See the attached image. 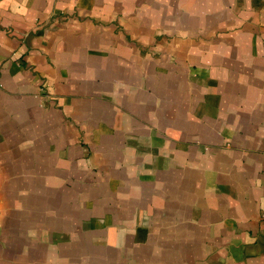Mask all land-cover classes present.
I'll list each match as a JSON object with an SVG mask.
<instances>
[{
    "label": "crops",
    "instance_id": "crops-1",
    "mask_svg": "<svg viewBox=\"0 0 264 264\" xmlns=\"http://www.w3.org/2000/svg\"><path fill=\"white\" fill-rule=\"evenodd\" d=\"M0 264H264V0H0Z\"/></svg>",
    "mask_w": 264,
    "mask_h": 264
}]
</instances>
